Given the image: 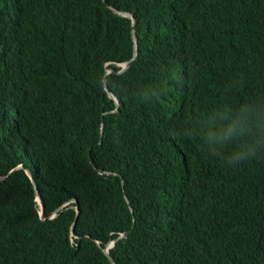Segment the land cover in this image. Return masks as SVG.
I'll list each match as a JSON object with an SVG mask.
<instances>
[{
  "label": "trees",
  "instance_id": "trees-1",
  "mask_svg": "<svg viewBox=\"0 0 264 264\" xmlns=\"http://www.w3.org/2000/svg\"><path fill=\"white\" fill-rule=\"evenodd\" d=\"M106 2L0 0V264H264V0Z\"/></svg>",
  "mask_w": 264,
  "mask_h": 264
},
{
  "label": "clouds",
  "instance_id": "clouds-1",
  "mask_svg": "<svg viewBox=\"0 0 264 264\" xmlns=\"http://www.w3.org/2000/svg\"><path fill=\"white\" fill-rule=\"evenodd\" d=\"M116 9V8H115ZM122 12V11H121ZM127 13H130L131 15H133L134 16V19L136 20V18H135V14L133 13V12H127ZM123 17H126V16H123ZM126 18H128V19H130L131 21H132V24H133V18H131V17H126ZM136 22H137V20H136ZM135 25H136V23H135ZM134 29H135V27H133ZM134 31V30H133ZM135 33H136V31H135ZM134 42H135V39H134ZM135 45H136V43H135ZM137 52H138V48H137ZM136 60V59H135ZM127 62H129V61H127ZM127 62H124V63H121V64H119L120 65V67H121V69L119 70V71H117V73L118 74H122L120 71L122 70V66H124V64H126ZM134 63V62H133ZM132 66V65H131ZM130 66V67H131ZM129 69V68H128ZM127 69V70H128ZM126 70V71H127ZM125 71V72H126ZM111 72H114V70H108L107 71V73H111ZM124 73V72H123ZM105 82H106V80H105ZM110 96V95H109ZM111 97V96H110ZM111 98H113L114 100H115V103L117 104V106H119V101H118V99L115 97V95L113 94L112 95V97ZM20 166H22V165H20ZM19 167V166H18ZM23 167V166H22ZM24 168V167H23ZM20 169H22V168H20ZM28 168H26L25 169V171L27 170ZM28 170H30V172L32 173V175H33V178H34V181H35V177H34V174H33V172H32V170L31 169H28ZM99 173H101V174H104V173H106V174H110L111 175V173L110 172H103L102 173V171H100ZM27 174V173H26ZM28 175V174H27ZM113 175H114V178H117V179H119V181L120 182H122V184H124V182H125V179L119 174V173H117V172H115L114 171V173H113ZM29 176V175H28ZM30 178V177H29ZM30 180H31V178H30ZM31 182H32V180H31ZM32 184H33V186H34V190H35V187H37V183H36V181H35V183H33L32 182ZM37 190H38V187H37ZM38 192H39V190H38ZM35 197H36V199H35V201L37 202V205H38V210H39V216H40V218L42 219V220H46V219H48V218H45L44 217V205H43V203H42V200H41V197L39 198L38 196H37V193H36V190H35ZM128 201V200H127ZM71 202H74V203H76V206H75V209H76V212H77V217L79 216V212H80V206H79V203H78V201L76 200V199H73ZM63 208H64V206L63 207H60V208H58L57 210H55L54 212H53V214H52V216L51 217H49V219H54L57 215H58V213L61 211V210H63ZM130 210H131V212L133 213V208L132 207H130ZM42 216H43V218H42ZM76 221V220H75ZM74 221V223H76ZM77 224V223H76ZM76 224H75V227H76ZM74 225V224H73ZM73 225H72V228H73ZM75 227H74V229L72 230V228H71V231H70V236H71V239H73L74 237H75ZM133 227H135V225L133 226ZM133 227H132V229L131 230H129V231H124V232H121V231H119V232H116V234L118 235V237L116 238V239H112V240H108V242H107V244H106V246L104 247V249H103V252H104V254L110 259V262H111V264H112V261H114V263L116 264V262H115V260L111 257V252H112V250L114 249V247H115V245H116V242H118L119 240H121V239H123V238H126V237H128L132 232H133ZM114 232H111V234H113ZM126 233H129L127 236H126ZM72 241V240H71Z\"/></svg>",
  "mask_w": 264,
  "mask_h": 264
},
{
  "label": "water",
  "instance_id": "water-1",
  "mask_svg": "<svg viewBox=\"0 0 264 264\" xmlns=\"http://www.w3.org/2000/svg\"><path fill=\"white\" fill-rule=\"evenodd\" d=\"M105 2H106V0H105ZM106 3H107V2H106ZM107 5H108V6H109V7H110L115 13H117V14H119V15H121V16H126V17H131V18H133V27H135L136 20L134 19V16H133V15H131L130 13H127V12H121V11L115 9L113 6H111V5L108 4V3H107ZM133 36H134L135 43H136V45H135V53H134L133 58H132L129 62H127L126 64H124V66H122V70L120 71L121 73L125 72L128 68H130V66L133 64V62H134L135 59L137 58V36H136L135 30L133 31ZM107 92H108V94L112 97L113 93L111 92V90H109V89L107 88ZM91 162H92V161H91ZM20 168H23V167H22V166H19V167H17L16 169H14L13 171H15V170H17V169H20ZM13 171H12V172H13ZM99 172H100V171H99ZM26 173L29 175V177L31 178L32 182L35 183L34 178H33V175H32V173L30 172V170L27 169V170H26ZM102 173H103V172H102ZM4 178H5V177H0V179H4ZM35 190H36L37 196L39 197V192H38V190H37V187H35ZM39 198H40V197H39ZM42 218H43V216H42ZM76 220H77V219H76ZM75 222H76V221H75ZM75 224H76V223H74L72 230L74 229ZM128 234H129V233H126V236H127ZM112 264H115L114 261H112Z\"/></svg>",
  "mask_w": 264,
  "mask_h": 264
},
{
  "label": "bare ground",
  "instance_id": "bare-ground-1",
  "mask_svg": "<svg viewBox=\"0 0 264 264\" xmlns=\"http://www.w3.org/2000/svg\"><path fill=\"white\" fill-rule=\"evenodd\" d=\"M40 195H41V194H40V192H39V197H41Z\"/></svg>",
  "mask_w": 264,
  "mask_h": 264
}]
</instances>
